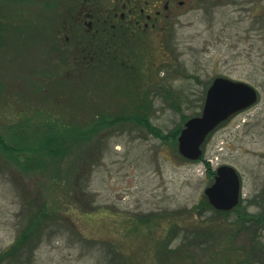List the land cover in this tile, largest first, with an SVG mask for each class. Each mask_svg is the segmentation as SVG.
<instances>
[{"label":"rangeland","instance_id":"rangeland-1","mask_svg":"<svg viewBox=\"0 0 264 264\" xmlns=\"http://www.w3.org/2000/svg\"><path fill=\"white\" fill-rule=\"evenodd\" d=\"M62 1L0 0V255L32 233L0 264H161V251L181 248L196 256L180 264H264V225L250 223L264 216V0L174 6L178 13L150 32L151 48L136 52L138 83L104 74L103 83L50 81L60 71L52 60L61 57L54 8ZM38 71L50 81L41 95ZM219 77L250 84L259 101L210 135L202 160L187 161L178 137ZM121 114L126 120L110 123ZM93 118L86 130H98L61 141L57 158L38 152L58 123L84 129ZM222 165L241 176V209L230 218L212 207L188 211L208 202ZM254 236L260 251L250 254Z\"/></svg>","mask_w":264,"mask_h":264},{"label":"flooded vegetation","instance_id":"flooded-vegetation-1","mask_svg":"<svg viewBox=\"0 0 264 264\" xmlns=\"http://www.w3.org/2000/svg\"><path fill=\"white\" fill-rule=\"evenodd\" d=\"M104 1L72 0L63 10L55 32L61 57L52 60L60 71L49 74L50 81L63 83L78 76L103 83L104 74L108 75L106 81L118 75L122 79L132 76L138 83L136 52L140 55L145 47L151 48L150 32L160 27L163 17L170 19L173 11L178 13L174 6H186L185 0H115L107 4L108 0L106 5ZM60 28L62 39L56 38ZM38 74L42 81V73ZM47 76L44 84L49 85Z\"/></svg>","mask_w":264,"mask_h":264},{"label":"water","instance_id":"water-1","mask_svg":"<svg viewBox=\"0 0 264 264\" xmlns=\"http://www.w3.org/2000/svg\"><path fill=\"white\" fill-rule=\"evenodd\" d=\"M258 101V93L251 85L227 78H216L207 91L199 116L190 118L178 137V152L197 161L203 155V146L210 134L235 114ZM241 178L232 166L217 169L214 182L205 190L210 205L218 211L230 212L240 203Z\"/></svg>","mask_w":264,"mask_h":264},{"label":"trees","instance_id":"trees-1","mask_svg":"<svg viewBox=\"0 0 264 264\" xmlns=\"http://www.w3.org/2000/svg\"><path fill=\"white\" fill-rule=\"evenodd\" d=\"M70 1H72V0H64V1H62V2H59V4H57L56 6H55V8H54V10H55V15H57L58 16V22H57V24H61L62 22H60V18L63 16V12L67 9V7H68V3L70 2ZM64 10V11H63ZM64 18V17H63ZM10 36H14L13 35V33L12 32H10ZM2 38V37H1ZM3 38L4 39H7V34L5 35H3ZM4 44H6V43H4ZM38 73H39V71H38ZM43 75V77H42V83H40L38 86L37 85H35L34 87V89L35 90H37V91H39L40 92V95L41 94H44V93H46V92H44V89H45V87H44V82H45V75L46 74H42ZM76 77H78V76H75V78ZM75 78H71V79H68L67 80V82H71V81H74L75 80ZM42 84V85H41ZM43 86V87H42ZM129 92V91H128ZM138 96V95H137ZM141 99V96H140V98H138V99H135V103H136V105H137V107H140L141 108V111L143 112V108L142 107H144L142 104H140L139 102V100ZM65 101V102H64ZM63 102L64 103H66L67 102V99H63ZM64 103H62V104H64ZM138 114V113H137ZM123 116H125V114H121L120 116H118V117H116V119H114L113 118V120L110 122V123H118V122H120L122 119L123 120H126V118L125 117H123ZM139 114H138V117L136 118V119H139ZM135 118V117H134ZM93 120V121H92ZM92 120H86V121H84L83 122V125L84 126H86V128H84V129H82L81 127H79L80 125H81V122L80 123H78V122H76L75 120H71V122L70 123H66V122H60V123H58V125H59V128L58 129H56V130H53L52 129V131H48L47 132V134L45 133V136L43 137V139H42V141H40V144H41V151L40 150H38V152H40L41 154H43V155H48V153L50 154V156L52 155V156H54V158H57V157H55V156H59V155H61L62 154V148H61V146H62V143H60L61 141L63 142V140H67L68 138L70 139V138H72V142H71V144H73L74 142H78L77 140H84V138L88 135V133H92V132H95V131H97L98 130V125L97 126H95L94 127V129L93 128H91L89 131H87L89 128V126H92V125H95L97 122L95 121L96 120V118H93ZM147 120V119H146ZM95 121V123H93ZM148 121H149V119H148ZM140 122V121H139ZM72 123V124H71ZM75 123H78V124H75ZM42 126V124L41 123H37V126H36V129L37 128H40ZM53 125H51L50 127H52ZM61 128H63L62 130H61ZM88 128V129H87ZM87 129V130H86ZM92 131V132H91ZM179 132L180 131H175V132H173L172 134H171V138H174V139H176L177 138V136L179 135ZM68 139V140H69ZM73 140H74V142H73ZM66 141H64V143H65ZM64 143H63V145H64ZM0 145H2V146H7V144H6V142L0 137ZM42 155V156H43ZM49 156V155H48ZM42 159V158H41ZM41 163H43V161L41 160L40 161ZM207 167H208V169L210 170L211 169V166H210V164L209 163H207ZM212 170V169H211ZM206 202V201H205ZM240 206H241V204L239 205V207L238 208H236L234 211H232V212H238V210L239 209H241L240 208ZM196 208H200V209H202V212H206V211H209L210 209H212L211 208V206L208 204V202H206V204H204V203H201L200 205H197L195 208H193V209H191V210H188V211H193V212H195V211H197V209ZM188 211H187V214H189L188 213ZM199 211V210H198ZM215 211V210H214ZM216 212V211H215ZM218 212V211H217ZM232 212H218L219 214H222V215H224V216H226L227 218H230V216L232 215ZM180 214V213H179ZM241 215V214H240ZM245 215V214H244ZM173 216L174 217H177V216H179L178 215V213H174L173 214ZM245 216H249V215H245ZM171 217H172V215H171ZM241 217V216H240ZM245 218H247V217H245ZM250 220V219H249ZM251 222L250 223H254V225L256 224V225H258L259 226V228H260V225H264V216H262L261 218H256L255 219V216L254 217H252L251 218V220H250ZM240 223H242V222H240ZM240 227L241 226H243V224H241V225H239ZM203 227H199L198 229L201 231V229H202ZM258 228V227H257ZM258 228V229H259ZM232 231V230H231ZM28 231H24V232H22L21 233V235L19 236L20 237V239L18 240V242L15 244V245H13L11 248H9L8 250H5L1 255H0V262H2V260L4 259V258H9V260L10 259H12V258H14L15 257V253H17L18 251H20L22 248H23V246H24V244L30 239V237L32 236V233H27ZM173 236V235H172ZM172 236H171V239H172ZM170 239V240H171ZM252 242H253V246H254V248L253 249H251V251H250V254L251 253H257L258 251H260V247H259V245L261 246V241H260V238L258 237V236H254L253 237V239L251 240ZM260 243V244H259ZM234 245V244H233ZM259 247V248H258ZM239 249V248H238ZM181 251V252H180ZM171 250V249H165V253L163 252V251H161L160 252V256H161V260H160V263L161 264H165V262L167 261V264H168V261H170V260H173V261H175V262H178V264H180V261L181 262H185V261H188V260H194V257L196 256V255H192V254H188L187 255V253H186V251H184L183 253H182V251H183V249L181 248V250ZM115 253H117L116 252V250L114 251ZM114 252H113V257L114 258H116V255L114 254ZM162 252H163V254H162ZM187 255V256H186ZM165 256V257H164ZM241 259V254L240 255H237V257H235V258H233V260L234 261H236V262H238V263H240V259ZM8 260V261H9ZM122 260V258H120V261ZM123 263L124 264H126V262L123 260ZM194 263L195 264H197V262H195L194 261ZM117 264H120V262L119 263H117ZM217 264H220L219 262H217ZM242 264V263H241Z\"/></svg>","mask_w":264,"mask_h":264}]
</instances>
